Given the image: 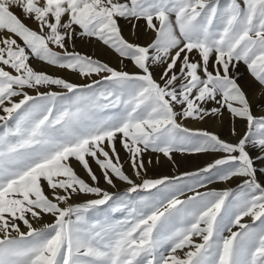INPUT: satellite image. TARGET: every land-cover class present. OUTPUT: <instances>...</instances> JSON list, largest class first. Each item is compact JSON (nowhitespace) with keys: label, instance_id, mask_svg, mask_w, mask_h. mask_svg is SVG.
Wrapping results in <instances>:
<instances>
[{"label":"snow or ice","instance_id":"snow-or-ice-1","mask_svg":"<svg viewBox=\"0 0 264 264\" xmlns=\"http://www.w3.org/2000/svg\"><path fill=\"white\" fill-rule=\"evenodd\" d=\"M241 63L264 89V0H0V264H264ZM225 113L228 138L189 125Z\"/></svg>","mask_w":264,"mask_h":264},{"label":"rangeland","instance_id":"rangeland-1","mask_svg":"<svg viewBox=\"0 0 264 264\" xmlns=\"http://www.w3.org/2000/svg\"><path fill=\"white\" fill-rule=\"evenodd\" d=\"M34 27V25H32ZM125 35L128 36L129 39H133L130 35L129 30L125 31ZM77 50L88 54V55H93L96 58H99L105 62H109L112 65L116 66L117 62L114 56H112L105 48L100 47V46H94L92 44H88L85 42H80L77 41ZM49 73H54L57 75H60L64 78H67L71 80L72 82H77V83H82L85 82L82 79L71 75L67 71H58L57 69L53 67H48L45 69ZM240 76L241 79L239 83L242 85L246 93L248 94V97L254 107V111L256 113H261L264 112V89L250 76V74L246 70V66L243 65L242 63L240 64ZM258 89V90H256ZM257 93H256V92ZM257 94V95H256ZM190 126H198V127H203L207 128L209 130H214L217 131L219 134H221L222 137L228 138V117L227 113H225V118L223 122L221 120H207L204 123H197L196 125H193L192 122H189ZM149 159H151L152 163H148ZM174 159L176 161V166H173L169 161H167L166 158L162 157L160 158L159 163L156 162V157L155 155H145L144 161L145 164L148 168L147 175L151 177H156L159 175H165V174H177L180 171H185V170H193L194 168H190L191 161L198 159L195 156H181L180 154H174ZM179 159H183V163ZM185 159V160H184ZM186 161V163H185ZM188 162V163H187ZM83 175V173H81ZM223 183L217 182L209 187H214L217 190H222L223 188ZM101 186L105 187L103 181L101 180ZM228 186V185H227ZM226 186V187H227ZM229 186H235V182L232 185Z\"/></svg>","mask_w":264,"mask_h":264},{"label":"bare ground","instance_id":"bare-ground-1","mask_svg":"<svg viewBox=\"0 0 264 264\" xmlns=\"http://www.w3.org/2000/svg\"><path fill=\"white\" fill-rule=\"evenodd\" d=\"M256 90H258V89H256ZM259 91V90H258ZM256 92V91H255ZM257 93V92H256ZM257 95V94H256ZM185 160V159H184ZM182 162L183 163V159H179V162ZM185 163H186V161H185ZM188 163V162H187ZM199 163V160L198 159H195V160H193V161H191V164H189L190 165V168H195L196 167V165ZM223 185V188H225L227 185H225V184H222ZM229 186V185H228Z\"/></svg>","mask_w":264,"mask_h":264}]
</instances>
